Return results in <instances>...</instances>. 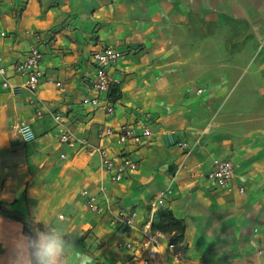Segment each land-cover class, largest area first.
Returning <instances> with one entry per match:
<instances>
[{
  "label": "crops",
  "instance_id": "0c3cea01",
  "mask_svg": "<svg viewBox=\"0 0 264 264\" xmlns=\"http://www.w3.org/2000/svg\"><path fill=\"white\" fill-rule=\"evenodd\" d=\"M36 34L44 51L40 88L0 91L2 204L33 224L41 219L65 230L75 242L70 264H79L77 253L92 264H264V0H0V57L13 85L25 77L12 64ZM104 45L123 51L111 68L121 94L110 99L112 114L82 103L107 96L91 81V55ZM56 113L77 136L75 146L60 141ZM18 122L37 136L26 141L15 133ZM124 124L138 131L149 125L153 135L113 146L112 156L130 151L139 168L111 181L100 154L82 140L98 145L100 130ZM165 132L188 148L165 144ZM216 159L235 163L229 187L210 186ZM83 188L98 195L104 211L86 208ZM159 208L184 221L179 245L172 248L161 233L159 253L148 262L117 246L141 240ZM119 210H137L132 227L115 219ZM21 236L23 222L0 213V257ZM175 248L184 251L179 263Z\"/></svg>",
  "mask_w": 264,
  "mask_h": 264
},
{
  "label": "built area",
  "instance_id": "2783aa9c",
  "mask_svg": "<svg viewBox=\"0 0 264 264\" xmlns=\"http://www.w3.org/2000/svg\"><path fill=\"white\" fill-rule=\"evenodd\" d=\"M3 36L7 35V32L3 30ZM41 35L36 34V41L29 48V50L21 56L15 63L12 64V69L19 75L25 77V81L21 85H13L8 78L9 67L2 64V58L0 57V91L5 89H12L15 92H19L22 87L37 92L40 88L45 71L43 68L44 51L41 47ZM123 56V51L117 47L111 45H104L100 49L95 50L91 55L92 63L95 66V71L92 77V86L99 94L106 93V98H101L100 95L86 96L83 98L82 103L102 105L107 114H112L115 111V105L110 102L109 90L113 83H118L112 73L111 68L116 64ZM50 82H55L60 88H64L60 80L50 79ZM205 88L198 89V92H202ZM55 120L61 128L60 141L67 143L71 146H75L78 142L77 136L71 132L67 127V120L59 113L54 115ZM15 133L20 134L26 141L34 139L37 134L31 130L28 124L16 123L13 126ZM153 135L152 127L147 125L141 131H138L131 125L124 124L119 128L113 126H107L100 130L99 138L100 143L98 145H92L86 139L82 140V147L90 152H98L101 156L102 167L105 172L109 174L111 181H120L128 174L135 172L139 168L138 159L129 151H122L115 156L110 154L114 145L126 146L127 144L140 145L144 140L151 138ZM162 139L167 145H177L182 148H188V142L178 138L173 132H165L162 134ZM62 158H66V153H61ZM236 166L231 159H216L213 168L208 172L207 178L210 182V186L213 189L229 187L233 176L235 175ZM244 191V188H241ZM173 193V190L166 189L160 192L155 200V204H162L165 199ZM81 194L84 197V205L91 211H104V206L98 198V195L92 192L88 188H83ZM154 204V206H155ZM154 210V209H153ZM64 217L63 214L60 215ZM138 217L137 210H119L115 219L125 228L132 227ZM154 214H152L150 220L145 224L143 232L144 237L136 242L131 241H119L117 246L119 248H125L127 250L135 251L144 256L146 262L153 260L159 253V236L160 230L154 231ZM180 243V242H179ZM179 243L170 244L172 248ZM173 257L176 262H180L184 258V251L178 248L174 249Z\"/></svg>",
  "mask_w": 264,
  "mask_h": 264
},
{
  "label": "clouds",
  "instance_id": "9594fccd",
  "mask_svg": "<svg viewBox=\"0 0 264 264\" xmlns=\"http://www.w3.org/2000/svg\"><path fill=\"white\" fill-rule=\"evenodd\" d=\"M74 250V238L70 239L65 230L37 219L32 235L13 240L0 257V264H70V253ZM76 257L79 264H92L91 257L79 253Z\"/></svg>",
  "mask_w": 264,
  "mask_h": 264
},
{
  "label": "trees",
  "instance_id": "16d2710c",
  "mask_svg": "<svg viewBox=\"0 0 264 264\" xmlns=\"http://www.w3.org/2000/svg\"><path fill=\"white\" fill-rule=\"evenodd\" d=\"M120 91L114 84L109 90V97L116 99L120 97ZM0 213L12 216L23 222V233L25 236L32 235L34 226L29 215L7 209L0 201ZM154 226L161 232H168L170 244L182 242L185 239L186 226L182 219L177 218L174 213L167 208H159L154 214Z\"/></svg>",
  "mask_w": 264,
  "mask_h": 264
},
{
  "label": "rangeland",
  "instance_id": "374dc122",
  "mask_svg": "<svg viewBox=\"0 0 264 264\" xmlns=\"http://www.w3.org/2000/svg\"><path fill=\"white\" fill-rule=\"evenodd\" d=\"M203 92V91H202ZM168 237H169V235H170V233H168V232H164ZM162 259L160 258L159 260H158V262H157V264H162ZM124 264V263H123ZM131 264H143L142 262H137V261H134V262H132Z\"/></svg>",
  "mask_w": 264,
  "mask_h": 264
}]
</instances>
